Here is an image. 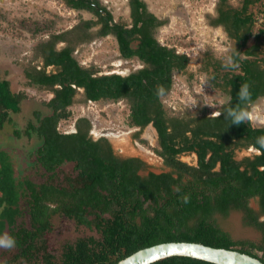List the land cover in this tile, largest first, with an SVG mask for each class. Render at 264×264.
Masks as SVG:
<instances>
[{
	"label": "trees",
	"instance_id": "1",
	"mask_svg": "<svg viewBox=\"0 0 264 264\" xmlns=\"http://www.w3.org/2000/svg\"><path fill=\"white\" fill-rule=\"evenodd\" d=\"M67 1L74 7L93 10L103 24V30H100L102 34L113 29L108 23L111 15L107 18L100 15L98 10L83 0ZM252 1L242 0L239 9L221 7L213 22L223 23L231 36L241 37L240 25L250 21L246 10ZM94 4L105 10L99 2L94 1ZM131 8L135 20L142 22L140 49H129L130 33L123 28L114 29L122 54L129 57L137 53L139 58L146 61L142 69L127 76H94L93 69L81 67L70 56V49L58 51L53 49L51 42H41L37 45L40 59L44 65L55 64L58 71L47 74L44 70L36 73L25 70L24 74L35 87L49 89L53 93L49 101L42 100L50 114L43 115L35 109V121L29 120L26 130L28 134L34 132L41 141L38 160L48 171L64 159L74 161L78 170L77 176L69 180V187L59 190L64 198H61L63 204L58 209L65 217L73 218L76 224L94 227L99 236L67 242L57 257L47 249L44 239L36 242L37 236L44 234L50 225L49 215L58 210H51L46 204L48 199H55V190L47 192L44 186L37 190L26 181L28 189L32 190L30 216L33 228L15 229L13 225L18 213L22 182L13 176L9 154L0 151V234L5 223H8L9 235L15 238L18 249L17 254L0 264H20L23 259L31 264H113L140 248L167 241H192L236 249L264 262V222L258 221L257 214L249 206L250 198L257 197L260 213L264 215V147L256 144V139L264 136V128L252 127L249 122L234 125L223 115L215 123L191 129V137L185 133L186 125L177 122L171 126L163 116L160 98L171 86L173 68H184L188 57L158 44L151 31L162 21L146 9L144 1L131 0ZM92 23L85 20L82 26L90 28ZM261 32L264 34V29ZM234 59L240 60L236 54ZM243 61L244 73L233 74L225 85L229 87L233 106L238 102L237 92L243 83L251 85L249 103L264 94V69L259 67L256 60ZM77 87H82L85 97L91 100L116 101L126 98L130 107L126 123L144 127L152 122L161 146L156 152L171 170L140 173L145 171V165L139 158L117 157L105 139L94 141L89 138L90 124L85 118L76 120L77 132L59 133L56 128L58 122L72 115L68 107L72 104ZM25 98L26 93L12 90L10 81L0 75V132L11 121L13 114L20 113L21 101ZM247 106L244 107L247 109ZM217 124L220 129L224 127V133L207 131ZM171 128L177 130L171 131ZM201 133L213 135L216 139H204L200 137ZM14 134L18 135L19 131L14 130ZM233 136L242 137L245 145L252 144L260 150V154L236 161L229 148ZM184 149L197 151L198 166H189L177 158L176 154ZM177 186L179 191L175 190ZM184 195L190 197L188 203L182 202ZM233 210L242 212L245 225L262 232L261 243L233 240L222 228L216 215L225 217ZM104 213L109 217H104ZM90 215L93 218H89ZM150 264L215 263L187 256H170Z\"/></svg>",
	"mask_w": 264,
	"mask_h": 264
},
{
	"label": "flooded vegetation",
	"instance_id": "2",
	"mask_svg": "<svg viewBox=\"0 0 264 264\" xmlns=\"http://www.w3.org/2000/svg\"><path fill=\"white\" fill-rule=\"evenodd\" d=\"M57 2L60 1L61 5H63L65 8L70 9L75 15L86 13L88 15L93 16V19H85L86 21L93 22L92 26H98L97 33L100 35V37H104L106 39H109L108 43L110 44V47L113 51H115V56L118 59V62L112 61L108 66H111L108 71H101L97 70L95 68L94 64H86L84 61L80 62L78 58H76L77 53L79 51V47H81V43H84L82 41L86 39L87 35H82L79 39L76 37L75 41L67 40L65 38V35L67 34H75L78 35L79 29H81L82 22L85 21L83 17L77 18V21L67 26L62 32H55V34H52L51 36H48L47 39L43 40L42 42H51L52 47L54 50H63V49H70V56L76 60V62L83 68L86 69H93L94 76H100V75H111V74H117L121 76H127L132 72H135L139 69H142L146 66V61H143L141 58L138 57L137 53H134L132 56L125 57L122 52L119 45V40L117 37V32L114 28H123L125 29L126 33H130L129 35V41H128V47L132 51H138L141 46L142 42V22L135 20L134 16L132 15V8H131V0H125V8L127 12V16L125 18V21L114 18L112 16V10H110L109 7H106L102 4L101 0H83V2L90 4L94 10H98L100 12V15L104 17H108V15H111V19L108 21L109 25L113 28L110 31H108L106 34H102L100 31L103 30L102 23L99 19V16L95 14V12L89 7H86L84 9H80L77 7L72 6L67 0H56ZM76 2L78 0H75ZM94 1H97L100 3L104 9H100V7L96 4H94ZM143 1V0H142ZM214 2V17L211 22V25L215 27H220L225 31L226 39H230L233 47L230 52H228L227 56L218 58H215V56H207V61L203 66H199V70L193 71V77L191 78V74L186 72L187 67L191 65L192 60L189 59L186 52H181L178 49H175L174 46H171L167 43L162 42L159 40L155 35L156 28H159L163 26L165 23L163 20L158 18L162 21L161 25H159L156 28L152 29V35L155 37L159 45L166 46L168 48H172L175 53L177 54H183L188 57L187 64L184 68L181 70H176L173 68L172 75H171V86L168 89V91L161 96L160 101L162 103V110H163V116L167 120L168 123L176 125V123L180 122L183 126L186 125V135L189 137L192 136V133L190 132L191 129H196L199 127V125L202 124H210L215 123V121L218 120L219 117L216 116L217 112H222L227 105L223 104L224 101L228 100L231 95L229 94V87H225L227 84V80L231 78L233 74H243L242 71L243 67V60H256V63L259 64V67L261 69H264V34L261 32L264 29V0H253L251 3L248 4L246 15L249 16L250 21H247L245 24L240 25L239 33H241V37H235L231 36L229 32H227L224 28L223 23H214L213 21L217 19L218 16V9L221 7L226 9L227 7L239 9L242 7V0H215ZM236 1L237 5L232 4L231 2ZM145 3V2H144ZM221 3H224V5H221ZM145 7L147 9V5L145 4ZM148 10V9H147ZM149 11V10H148ZM137 21V22H136ZM45 26L47 24H44ZM82 29H84L82 27ZM81 29V33H84V30ZM139 29V30H138ZM144 30V29H143ZM82 40V41H81ZM227 42V41H226ZM225 42V43H226ZM41 43V42H40ZM60 44L64 46H59ZM80 44V46H79ZM242 45V46H241ZM91 47V45H90ZM38 48V47H37ZM38 50V49H37ZM239 50V52H236ZM234 54L238 55L239 61H236L239 63L240 67L236 69L235 71L228 70L224 67L225 64L229 62V60L234 59ZM204 56V55H203ZM115 58V59H116ZM35 68V70H34ZM25 70L34 71L35 73L40 70H44L47 74L56 73L58 71V66L55 64H49L44 65L43 61L40 59L38 64H33L29 66L28 68L23 70V73L25 74ZM186 73V74H185ZM175 74L180 78L178 80L182 81L184 87H186L187 91L192 93L194 95V106H187L182 107L174 104L173 99L169 100L168 97H170V91L175 86ZM188 74V75H187ZM204 76L201 77V75ZM197 75V76H196ZM25 76V75H24ZM198 77V79H196ZM28 83L35 87L36 85L33 83H30V81L25 78ZM200 80L203 83V87L201 89V96L198 93V91L195 89L196 81ZM10 81V80H9ZM175 82V84H174ZM11 89L15 91H20L17 89L11 82ZM44 91L47 92V98L43 101H49L53 97V93L49 89L43 88ZM77 91L73 97L72 104L76 103V96L78 93H81L83 98V104H88L89 101L95 102L97 105H103L105 102H111L113 100H106L105 99H98V100H91L85 97L83 88L77 87ZM211 93L214 94L212 97V100H215V103L207 102V98L211 96ZM201 97V98H200ZM124 103V117L126 120L124 121V126H117V128H112V130L116 131H125L126 134L122 137H115L112 135H100L95 132L91 131V122L89 117L78 115L74 118V121H71L69 124H66L63 129H61V124L64 123L66 120H61L57 124V130L59 133L62 134H72L77 132L76 128V120L78 118H85L88 120L90 127L88 130V137L91 138L94 141L105 139L111 147L112 153L120 158H127V157H137L139 158L145 165V171H139L140 173H147L148 171H152L155 173L161 172V171H170L171 167L165 165L164 159L161 155L157 154L156 149L160 150V140L159 136L157 134L156 128L153 126L152 122L147 123L144 127L139 126H132L126 123L128 121L129 117V103L126 98L119 99ZM261 100H264V94H261L258 96L252 103H248L247 111L249 113L256 112V109H259V102ZM104 102V103H103ZM71 104V105H72ZM71 105L68 107V109H71ZM264 105V104H262ZM21 108L22 110L18 114H13L12 119L10 122L7 123L8 126H11L10 131L3 129L2 132H0V146L6 147L8 150H5L4 152H10L15 153L13 154L14 161L16 162L18 172L17 176L13 175L16 180L22 182V190H20V198L17 203V209L18 213L15 217V223L14 227L15 229L24 227L27 229H32V223H31V204L30 201L32 196V190L28 189V185L24 182L31 183L37 190H40L41 186H44L47 189V192H49L50 189H54L55 193L53 196L55 199L51 200L48 199L46 201V204L48 205L49 209H58V207L62 204L61 198L63 197L62 193L59 192L61 188H68L69 187V180L74 179L77 174L78 170L75 167V162L71 160L64 159L62 162H60L57 166L53 168V170H46L43 165L38 160V151L41 147V141L37 135H35L34 132L31 134L26 133V130H28V122L35 121V118L33 117V112L35 109H38L43 113V115L50 114L48 113L49 108L42 103L41 100H34L29 97L22 99L21 101ZM72 111V110H70ZM72 114V112H71ZM14 116V118H13ZM252 116V115H251ZM72 117V116H71ZM70 117V118H71ZM213 120V122L210 121ZM249 124L252 127L256 128H264V122L260 120L257 117V114L251 121H249ZM182 126V128H183ZM131 128V130H129ZM200 128V127H199ZM14 130H18L19 134L15 135ZM170 131V129H168ZM176 129H172L171 131H176ZM224 127L221 129L218 128V124L211 130L208 129L207 131H213L220 134L224 133ZM222 132V133H221ZM200 137L208 140H215L216 137L213 135H203L200 134ZM116 144L118 145H115ZM128 143V147L125 146ZM117 146V147H115ZM175 147L178 148L177 145ZM229 148L232 149L233 152V158L236 161H241L244 158H253L255 155L260 154V150L253 146L252 144H244V140L242 137L233 136L232 141L229 145ZM147 150L152 151L155 153V157H158V166L153 164L151 162L152 157L148 156L149 152ZM238 153H241L242 155L238 157ZM210 155V151H208L207 156ZM177 158L184 162L185 164L189 166H198V160H197V151L195 149H184L181 152L176 154ZM12 162V159H11ZM219 163L217 162L216 167H218ZM13 166V164H12ZM160 169V170H158ZM14 174V169H13ZM70 190V189H69ZM57 191V192H56ZM61 191V190H60ZM64 198V197H63ZM251 201L253 202V205H251ZM249 206L254 210V212L257 214L258 221L264 222V215L260 213V208L258 205V198L253 197L249 200ZM234 211V210H233ZM238 211V210H235ZM240 212V211H238ZM241 213V219H242V212ZM104 217H109L107 213L103 214ZM89 218H93V215L88 216ZM48 221L50 223L47 230H45L44 234L37 236L36 242L45 240L47 249L53 253L56 257L59 256L62 252V247L67 242L73 243L78 238L82 237H98L99 232L94 227L88 228L81 224H76L75 220L73 218H67L65 217L62 210L58 209L51 213L48 217ZM243 222V221H242ZM248 227L253 228L259 233V238L257 241H253L255 243H261L263 239L262 232L249 225H245ZM84 230L89 232L90 234H85ZM225 230V229H224ZM229 233L230 237L231 234L228 230H225ZM83 232V233H82ZM82 233V234H81ZM75 234V237L73 236ZM72 236V237H71ZM62 240L59 242L58 246L55 244V240ZM232 238V237H231ZM18 253V249L15 247L12 250H5L0 248V263L4 262L5 260L11 258L13 255ZM20 264H31L27 260L23 259Z\"/></svg>",
	"mask_w": 264,
	"mask_h": 264
},
{
	"label": "rangeland",
	"instance_id": "3",
	"mask_svg": "<svg viewBox=\"0 0 264 264\" xmlns=\"http://www.w3.org/2000/svg\"><path fill=\"white\" fill-rule=\"evenodd\" d=\"M143 1L149 12L165 23L163 26L156 28V37L162 42L174 46L175 49L189 54L188 57L192 60V63L187 67L186 72L192 75L191 78L193 77V71L199 70V66H203L207 61L206 55H212L215 58L225 57L232 50L233 44L230 39H226L225 31L220 27L211 25L214 17L215 0ZM101 2L112 10L114 18L125 21L127 16L125 0H101ZM231 3L235 4L234 6L237 5L236 1ZM80 16L84 20L94 18L86 13L75 15L70 9L61 5L60 1L57 2L56 0H0V75H4L17 89L26 93L27 97L34 100H45L47 92L44 89L31 86L25 79L23 70L33 64H38L40 61L37 50L38 43L55 34V32H62L67 26L74 24ZM83 28L84 33H81V29H79L76 36L75 34L65 35V38L71 41H75L76 37L79 39L83 34L87 35L86 38H82L86 40H81L84 43H81L76 58L80 62L94 64L97 70L108 71L111 68V66H108L110 62H118L115 51L111 49L108 43L109 39L98 35V26ZM59 46L64 45L60 44ZM201 77L204 78L202 75ZM174 78L176 84L174 82L175 86L170 91L168 99H173L174 104L178 106H193L195 104L194 95L187 91L181 80H178L177 74ZM203 86L200 80L196 81L195 89L198 93L195 94L201 96ZM213 96L214 94L211 93V96L207 98V102L210 103ZM82 100L81 93H78L76 103L71 105L72 117L61 124V129L81 114L80 108L83 109L87 106V104H83ZM212 102L215 103V100H212ZM262 104H264V100L259 102V109H256V112L251 113V115L255 117L257 114V117L264 122V105ZM99 106L102 108L101 105ZM112 108H105V111L101 112L100 121L98 122L100 127L106 128L114 124L117 125L116 119L113 118L116 111ZM105 112L110 117L105 116ZM120 117H124V112ZM122 124L125 125L124 122ZM10 129L11 126L7 125L6 130L10 131ZM126 144L125 150L126 147L130 148L128 143ZM115 145L118 144L115 142ZM241 155V153H238V157ZM152 163L158 166L157 162ZM251 205H253L252 201ZM216 218L222 228L230 232L233 240L257 241L259 238V233L256 230L245 226L241 219V213L238 211H231L225 217L216 215ZM84 233L90 234L85 230ZM73 236L75 237V234ZM61 240L62 237L54 242L58 246Z\"/></svg>",
	"mask_w": 264,
	"mask_h": 264
},
{
	"label": "water",
	"instance_id": "4",
	"mask_svg": "<svg viewBox=\"0 0 264 264\" xmlns=\"http://www.w3.org/2000/svg\"><path fill=\"white\" fill-rule=\"evenodd\" d=\"M4 233H10L5 223ZM170 256H187L215 264H264L258 257L236 249L214 247L192 241H167L140 248L113 264H150Z\"/></svg>",
	"mask_w": 264,
	"mask_h": 264
},
{
	"label": "clouds",
	"instance_id": "5",
	"mask_svg": "<svg viewBox=\"0 0 264 264\" xmlns=\"http://www.w3.org/2000/svg\"><path fill=\"white\" fill-rule=\"evenodd\" d=\"M224 67L228 70L235 71L240 67V65L236 61L229 60V62L225 64ZM251 97H252L251 85L248 83L241 84L237 92L238 102L236 103V105L234 106L231 105V97H229L228 100L223 102V104L227 105V107L224 108L223 112H217L216 116L219 117L223 115L225 119H227L231 124L234 125L248 123L253 119V117L244 106L251 101ZM256 144L260 145L261 147H264V136L258 137L256 139ZM175 190L179 191V187L177 186ZM181 199L183 203H188L190 197L188 195H184ZM15 247H16V240L14 237H12L7 233L0 235V248L10 251Z\"/></svg>",
	"mask_w": 264,
	"mask_h": 264
},
{
	"label": "built area",
	"instance_id": "6",
	"mask_svg": "<svg viewBox=\"0 0 264 264\" xmlns=\"http://www.w3.org/2000/svg\"><path fill=\"white\" fill-rule=\"evenodd\" d=\"M101 106H102V108L99 105H97L95 102L89 101L87 106L85 108H83L85 110H83L81 108H80L81 110L79 109V111L81 112V114H79V115L89 117L90 122H91V131L92 132H95V133L100 134V135H112L115 137L124 136L126 134L125 131H119V130L114 131V130H112V128H115V127L117 128V126H119L120 124H122L126 120L125 117H120V115L124 112V103L121 100H116V101L107 102L106 104L101 105ZM111 107H113L112 109H114L116 111V115L113 118L116 119L117 125L114 124L113 126L106 127V128L100 127L98 122L100 121L99 118L101 117V112L105 111V108H111ZM105 113H104L105 116L107 115V117H110L107 114V112H105ZM73 121H74V119H73ZM118 123H120V124H118ZM122 126H124V125L122 124ZM129 130H131V128ZM147 151L149 152L148 156H151L153 159V160H151V162H155V163L157 162L158 163V157H155V153H153L150 150H147Z\"/></svg>",
	"mask_w": 264,
	"mask_h": 264
},
{
	"label": "crops",
	"instance_id": "7",
	"mask_svg": "<svg viewBox=\"0 0 264 264\" xmlns=\"http://www.w3.org/2000/svg\"><path fill=\"white\" fill-rule=\"evenodd\" d=\"M7 128V124L5 125V127H4V129H6ZM5 150H8L6 147H3V146H0V151H5ZM13 153V152H12ZM10 153V152H7V154H9V156H10V158L12 159V164H13V169H14V174L13 175H15V176H17V172H18V168H17V165L18 164H16V162L14 161V156H13V154H15V153ZM2 234V233H1ZM0 234V235H1Z\"/></svg>",
	"mask_w": 264,
	"mask_h": 264
}]
</instances>
